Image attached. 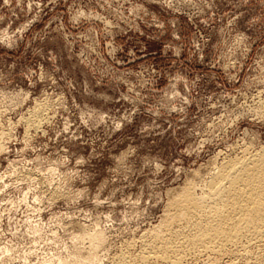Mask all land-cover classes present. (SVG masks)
<instances>
[{
	"label": "rangeland",
	"instance_id": "374dc122",
	"mask_svg": "<svg viewBox=\"0 0 264 264\" xmlns=\"http://www.w3.org/2000/svg\"><path fill=\"white\" fill-rule=\"evenodd\" d=\"M260 151L264 0H0V264H173L138 258Z\"/></svg>",
	"mask_w": 264,
	"mask_h": 264
},
{
	"label": "bare ground",
	"instance_id": "6f19581e",
	"mask_svg": "<svg viewBox=\"0 0 264 264\" xmlns=\"http://www.w3.org/2000/svg\"><path fill=\"white\" fill-rule=\"evenodd\" d=\"M207 184L202 196L192 190L185 193L166 225L169 233L156 234L139 260L146 263L155 256L179 264L189 253L226 254L239 240L264 236V153L223 163ZM178 221L186 224L181 230L173 229ZM126 263L125 259L120 262Z\"/></svg>",
	"mask_w": 264,
	"mask_h": 264
}]
</instances>
